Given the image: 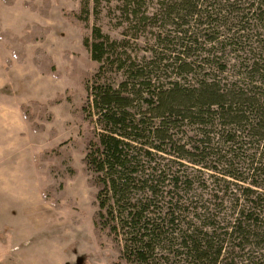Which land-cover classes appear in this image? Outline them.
<instances>
[{
    "label": "trees",
    "instance_id": "16d2710c",
    "mask_svg": "<svg viewBox=\"0 0 264 264\" xmlns=\"http://www.w3.org/2000/svg\"><path fill=\"white\" fill-rule=\"evenodd\" d=\"M241 1L234 0L232 4L229 0H170L168 10L162 1L160 13L165 9L168 17L181 21V24H174L173 33L178 36L166 38L165 55L144 67L129 62L122 54L121 44L102 34L97 27L91 29L90 39L85 40L91 60L98 65L87 86L82 107L91 126L85 148L81 151L80 143L72 140L40 152L34 156V161L38 167L48 158L55 162L47 166L49 184L41 194L44 204L57 209L59 205L54 195L66 182L76 178L72 155L74 152L83 155L81 171L96 189L91 195L95 207L93 235L98 245L104 236L110 241L117 257L115 264H235L233 261L238 254L233 250L240 249V253L250 239H257L264 247V194L254 190L260 187L255 178L264 181V163L255 156L264 146L261 142L264 141V58L259 54L251 64L242 62L243 71L238 75L240 81L230 84H221L214 78L216 75L204 78L202 74L203 78L193 84L180 78L194 71L203 72L208 64L209 69H216L220 75L224 73L225 64H219L217 58L208 63L197 61L206 51L204 44L218 41L220 28L227 26L228 36L224 40L234 47L250 36L247 30L257 31V38L264 35V0H247L245 6ZM13 2L1 0L5 6H11ZM22 7L48 18L51 2L43 0L41 5L23 2ZM133 18V21H139L136 15ZM233 18L239 19L238 22L245 27L228 25ZM192 23L195 29L191 30ZM158 42L161 43L159 38ZM5 48L10 50L7 44ZM191 52L199 54L190 56ZM251 52L255 53L254 50ZM11 54L18 64L24 62L23 55ZM42 54L39 48L33 53L32 64L38 69L41 68ZM11 65V60L6 59L5 71ZM47 71L51 73V70ZM161 71L163 76L174 73L178 79L169 82L167 87L158 83L156 86L151 82ZM158 78L160 75L155 81ZM37 105L40 115L34 114L29 105L19 106L22 118L34 133L45 131L42 122L48 121L47 106ZM216 120L221 134L225 129L230 131L226 132V138L221 137L223 144L230 146L227 150L218 143L214 146L208 136L210 132L207 130ZM185 121L187 125L197 127L190 141L181 145L172 136ZM254 138H258L256 151L252 156H246L243 146ZM161 155L187 160L209 171H217L221 164L239 172L240 164L247 161L250 187L236 186L244 204L233 208L235 217L232 221L223 224L220 219L218 223L212 220L208 225V229L212 227L209 232L203 228L192 229L189 223L187 229H180L184 220L179 217L184 212L171 201L163 200L165 176L157 162ZM206 162L213 163V166H207ZM221 175L236 181L245 180L233 173ZM219 181L225 185V192L233 185ZM169 182L173 192L178 189V178L173 177ZM220 190L223 191L221 187ZM238 197L232 193L230 198L238 201ZM262 250L264 252V248ZM261 256L264 258V253ZM257 258L261 260L259 256L253 257Z\"/></svg>",
    "mask_w": 264,
    "mask_h": 264
},
{
    "label": "rangeland",
    "instance_id": "374dc122",
    "mask_svg": "<svg viewBox=\"0 0 264 264\" xmlns=\"http://www.w3.org/2000/svg\"><path fill=\"white\" fill-rule=\"evenodd\" d=\"M42 1L14 0L11 6H5L0 0V157L2 151L4 153L0 158V264H115L117 257L110 241L104 236L101 245H98L93 235L95 207L91 195L96 193V189L81 171L83 155L79 152L72 155L76 178L66 182L63 189L54 195L59 205L57 209L44 204L41 194L49 184L47 166L55 162L48 158L38 167L34 156L72 140L80 143L81 151L85 148L91 126L82 107L87 86L98 65L91 60L84 43L90 39L93 27L120 43L122 54L129 62L144 67L165 55V39L177 35L173 33L176 29L174 24H181V21L168 17L166 10L171 5L170 0H49L51 10L48 18L22 7L23 2L41 5ZM162 1L167 7L160 13ZM233 2L229 0V3ZM246 2L241 1L242 5ZM134 15L139 21H133ZM238 21L233 18L228 25L245 27ZM193 24L190 25L191 30L195 29ZM226 28L219 29L221 34L215 44L203 45L206 51L197 58L202 63L211 62L213 58L219 59V64H225L224 73L220 75L216 69H209L208 64L203 72L194 71L190 75H182L181 79L193 84L203 78L202 74L204 78L216 75L214 78L221 84H230L240 81L238 75L243 71L242 62L251 64L253 58H259V54L264 58V35L257 38V31L247 30L250 36L234 47L228 45L227 39L224 40L228 36ZM6 44L9 51L5 48ZM37 48L43 51L39 69L32 64L33 53ZM11 53L23 55L24 62L18 64ZM193 54L199 53L191 52L190 56ZM6 59L12 62L7 71L4 69ZM192 59L195 60V57ZM47 70H51V73L48 74ZM158 75L160 78L155 81ZM158 75L151 82L156 86L158 83L159 86L167 87L169 82L178 79L174 73H166V77L161 71ZM23 104L29 105L33 113L38 115L40 109L37 104L47 106L48 121L42 122L45 131L34 133L31 130L19 110ZM217 121L208 128V136L214 146L218 143L226 146L223 148L227 150L230 146L223 144L221 137L226 138L230 131L225 129L221 134ZM196 127L187 125L185 121L173 131L172 138L184 145L190 141ZM218 132L220 134L216 135ZM256 139H250L243 146L246 156L255 153ZM263 153L262 145L255 154L262 159V164ZM161 156L157 162L165 176L163 200L171 201L184 212L178 211L183 214L179 220H184L180 229H187L189 223L192 229L203 228V231L209 232L212 227L208 229V225L212 224V220L218 223L220 219L223 224L232 221L235 217L233 208L244 204L238 187H250L247 161L244 165L240 164L242 168L239 172L221 164L217 171H209L187 160ZM206 165L213 166V163L206 162ZM220 173H233L245 180L236 181ZM173 177L179 180L178 189L174 192L169 185ZM219 180L233 184L229 187L234 189L225 192V185ZM254 180L260 184L254 190L264 194V181ZM218 184L220 186L216 187ZM169 191L171 193L166 194ZM232 193L235 197L239 196L238 201L230 198ZM215 194L218 197H213ZM249 241L240 253V249L233 250L238 254L233 261L235 264L264 262L261 256L264 247L258 244L257 239ZM48 248L51 250L48 251ZM175 248L179 250L177 246ZM254 256L261 257V260L253 259Z\"/></svg>",
    "mask_w": 264,
    "mask_h": 264
},
{
    "label": "crops",
    "instance_id": "0c3cea01",
    "mask_svg": "<svg viewBox=\"0 0 264 264\" xmlns=\"http://www.w3.org/2000/svg\"><path fill=\"white\" fill-rule=\"evenodd\" d=\"M3 154H4V153H3V151H2V155H1V157L3 156ZM5 155L7 156V154H5ZM1 157H0V158H1ZM18 167H19V166H18ZM19 168H20V167H19ZM48 245H50V244H48ZM49 250H51V249L48 248V251H49Z\"/></svg>",
    "mask_w": 264,
    "mask_h": 264
}]
</instances>
